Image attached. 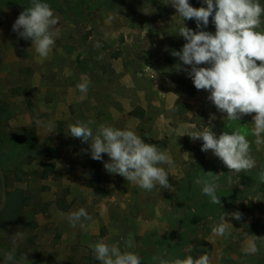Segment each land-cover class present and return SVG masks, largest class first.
Listing matches in <instances>:
<instances>
[{
  "label": "rangeland",
  "instance_id": "1",
  "mask_svg": "<svg viewBox=\"0 0 264 264\" xmlns=\"http://www.w3.org/2000/svg\"><path fill=\"white\" fill-rule=\"evenodd\" d=\"M2 2L0 105L8 115L1 121L0 135L11 137L20 128H32L40 148L57 146L60 155L47 179L32 174L40 170L42 161H50L43 154L23 164L21 172L10 167L4 171L9 199L3 218L12 210L13 223L5 225L0 219V246L20 259L27 257L23 260L28 264H101L90 247L100 240L138 254L141 264L168 255L174 244L178 248L167 259H183L188 254L195 259L206 253L212 264H264V181L260 180L264 144H256L252 135L254 114L228 121L226 113L207 99L210 93L194 87L184 71L190 66L171 54L187 41L179 36L182 18L169 0H47L59 7L50 6L59 18V36L46 59L38 56L31 40L12 30L31 0L27 7ZM260 3L264 5V0ZM189 4L206 7L203 0H189ZM183 24L197 31L194 20ZM201 30L215 32L211 17ZM145 66L157 71L155 80ZM85 80L90 83L82 93L76 86ZM78 120L94 121L90 125L94 135L100 125L112 126L132 130L146 143L156 144L173 161L171 166L159 165L167 171L172 188L157 185L146 191L108 173L104 168L107 154H102V161L93 160L89 143L70 135L69 125ZM210 124L217 135L223 131L245 134L255 167L231 172L211 150L202 152L203 141H193L187 134ZM4 149L0 140V156ZM207 172L219 174L216 191H237L227 213L238 211L242 218L225 216L229 222L226 236L212 233L224 213L215 219L189 216L185 222L193 225L192 231L180 225L186 212L206 196L196 181L211 180ZM60 202L65 210L58 208ZM80 208L92 219L82 218L84 228L80 223L72 227L61 213ZM245 234L247 240L259 237L255 254L243 252ZM129 240L132 248L127 247ZM3 258L11 264L0 253V261Z\"/></svg>",
  "mask_w": 264,
  "mask_h": 264
},
{
  "label": "clouds",
  "instance_id": "2",
  "mask_svg": "<svg viewBox=\"0 0 264 264\" xmlns=\"http://www.w3.org/2000/svg\"><path fill=\"white\" fill-rule=\"evenodd\" d=\"M182 18L179 36L187 42L180 51H172L183 65L197 90H205L208 100L219 112L226 113L228 121H239L245 115H252V135L256 144H264V5L260 0H203L206 7H192L189 0H169ZM215 26V32L201 30L207 28L209 18ZM184 20H194L197 31L186 27ZM59 18L54 14L50 5L42 0H31V6L24 8L12 25V30L25 40H31L35 51L41 59L48 58L59 36ZM259 62V63H257ZM208 65V67H199ZM149 76L155 80L157 71L150 67ZM176 70H181L176 65ZM90 81L77 84V89L86 93ZM40 121H37L39 124ZM94 121H76L69 125L70 135L88 142L90 155L93 160L102 161V154H107L109 160L104 162L105 170L110 174H118L126 181L137 184L146 191H152L157 185L161 189H171L168 173L161 164L172 165L170 155L161 151L156 144L146 143L136 132L128 129H118L112 126L100 125L95 135L90 125ZM51 127V125H49ZM194 127V126H193ZM193 141L202 140L201 151H212V154L231 171L240 173L255 167L256 161L251 155V144L245 134L239 131H223L219 135L212 131V125L187 134ZM186 157L190 153L185 152ZM211 180L201 178L196 181L202 184V192L210 197V202L221 206L216 195L219 174L206 173ZM222 174V173H220ZM264 181V171L260 173ZM72 227H76L82 218L91 220L92 217L84 208L68 214L61 213ZM231 215L235 220L242 218V213H224L220 222L213 226L212 233L216 236L228 235L229 222L225 216ZM211 219V218H209ZM80 227L86 225L80 223ZM22 238V233H17ZM245 239L247 245L243 252L247 255L258 251L256 239ZM101 264H141V257L132 251H121L118 245H109L103 240L90 246ZM132 248V241L127 242ZM192 246L189 247V253ZM23 259H27L24 257ZM11 264L16 260L8 254ZM157 264H212L208 254L193 258L191 254L183 259H167L154 256Z\"/></svg>",
  "mask_w": 264,
  "mask_h": 264
},
{
  "label": "trees",
  "instance_id": "3",
  "mask_svg": "<svg viewBox=\"0 0 264 264\" xmlns=\"http://www.w3.org/2000/svg\"><path fill=\"white\" fill-rule=\"evenodd\" d=\"M5 2V5L7 6H13V7H27L28 6V0H2ZM47 2V0H42V2ZM117 1V0H114ZM49 3V2H47ZM51 7H54L58 9V6H55L53 3H50ZM7 111L5 108H3L0 105V126H3V122L5 121L7 117ZM5 116V117H4ZM4 127V126H3ZM0 140L4 143L5 149L2 151V156H0V167L3 171V175L5 177V183H6V175L4 171H6V168H13L16 172L22 171V166L30 164L32 162V158L34 156H38L43 154V156L46 159H49L50 161H42L40 163V170H35L32 172V174L36 175L39 179H47L49 178L53 172H54V166H55V160L59 158L60 152L59 147L55 146H48L45 148H40L39 145L36 142L35 139V133L32 128L30 129H18L13 133V136H3L0 135ZM94 181L93 183L97 182V174L96 169L93 168L91 170ZM259 180L256 179V182ZM195 185V182H194ZM197 185V184H196ZM195 185V186H196ZM200 186V185H199ZM237 191L234 189H229L228 191L219 190L216 191V195L221 201V204L223 206H219L217 204H213L210 202V197L207 195L203 197V200L198 202V204H195L194 209L188 210L186 214L184 215L180 225L181 226H188L185 222V219H187L189 216H196L198 220L200 219H207V218H218L222 215V213H227L228 210L232 207V201L236 195ZM9 199V193H7V200ZM63 203V202H62ZM63 204L58 203V208L60 210H65V207L62 206ZM8 204L6 203V206L4 210L0 213V219L4 222L5 225H9L13 222H11L13 219V211L11 210L7 217L3 218L5 210L7 209ZM197 221V220H196ZM188 226V230H193V225ZM178 248V245L174 244L172 248L169 250L168 255L163 256L164 258L170 257L173 258L174 252ZM9 254H11L14 258L18 260H22L23 262L25 260L20 259L16 256H14L9 250L5 249ZM4 259V258H3ZM3 262V264H6V260L0 261ZM5 262V263H4ZM148 262H152V264L156 263V261L153 260V258H149ZM94 264H98L97 262Z\"/></svg>",
  "mask_w": 264,
  "mask_h": 264
},
{
  "label": "water",
  "instance_id": "4",
  "mask_svg": "<svg viewBox=\"0 0 264 264\" xmlns=\"http://www.w3.org/2000/svg\"><path fill=\"white\" fill-rule=\"evenodd\" d=\"M0 185H1V197H0V212H1L6 205V199H7V189H6L5 177L3 175V171L1 167H0ZM0 253H2L8 259L9 253L5 249H3L1 246H0ZM14 263L19 264V261L14 260ZM23 264H28V263L23 262Z\"/></svg>",
  "mask_w": 264,
  "mask_h": 264
}]
</instances>
